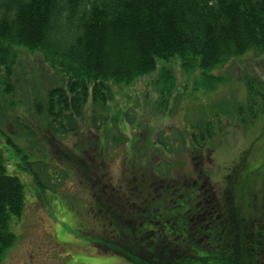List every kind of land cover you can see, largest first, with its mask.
<instances>
[{"label":"trees","instance_id":"1","mask_svg":"<svg viewBox=\"0 0 264 264\" xmlns=\"http://www.w3.org/2000/svg\"><path fill=\"white\" fill-rule=\"evenodd\" d=\"M20 49L40 52L63 76V84L52 88L45 100H38L36 108L51 117L53 129L57 124L59 132L65 134L77 130V119L89 103L94 109L108 107L113 84H132L155 71L160 60L179 57L187 71H201L205 89L214 90L223 78L213 70L248 52L264 54V0H0V71H4L8 88L12 87L10 77ZM247 85L249 100L239 110L241 114L247 109L255 118L258 111H264V90L254 80L248 79ZM211 123L197 124L188 135L190 141L183 140L196 162L201 150L207 147L213 151L210 142L216 128ZM119 127L118 123L115 128ZM109 130L105 126L104 136L98 134L100 156L105 152L103 140ZM113 139L120 143L127 140L124 135ZM8 142L20 150L10 137ZM253 145L225 176L223 193L235 194L241 200L246 194H264V158L260 154L253 157ZM4 152L0 146V263L16 239L11 218L22 214L26 199L25 184L8 172ZM137 152L142 161V153ZM103 163L85 169L94 200L85 205L92 215L87 221L93 222L88 224L92 229L81 234L82 240L96 242L99 249L103 247L132 264L215 263L211 248L202 249L203 244L195 243L193 236L184 239L174 234L166 239L158 230L148 236L140 227L179 223V214L182 222L192 223L189 212L193 210L187 209L196 205L186 201L189 193L201 192L199 181L194 184L196 176L181 175L174 183L167 177L163 183L159 179L168 176L172 163L165 161L153 172L142 165L133 170V180L125 189L115 185ZM160 184L164 192L154 191ZM207 188V193L215 191L211 184L202 191ZM179 194H184L183 204H179ZM164 197L169 198L168 204L161 203ZM150 214L156 216L152 219ZM257 252L251 254L250 264H262ZM223 257L218 264H226ZM242 260L249 264L243 256L234 264H243Z\"/></svg>","mask_w":264,"mask_h":264},{"label":"rangeland","instance_id":"2","mask_svg":"<svg viewBox=\"0 0 264 264\" xmlns=\"http://www.w3.org/2000/svg\"><path fill=\"white\" fill-rule=\"evenodd\" d=\"M213 73L223 81L207 90L201 85L199 69L187 71L179 57L160 60L155 71L132 84H113L108 107L94 109L89 103L77 119V130L64 134L57 124L53 129L51 117L36 108L38 100H45L52 88L63 84V76L40 52L20 49L11 88L5 86L4 71H0V146L8 172L25 184L26 199L22 214L11 218L16 239L0 264H132L99 249L96 242L82 240L81 234H87L93 222L87 221L92 215L85 207L94 200L85 174L92 164L103 161L115 185L125 189L134 169L145 165L153 172L165 161L173 166L163 179L174 183L181 175L198 178L201 172L200 184L208 187L220 186L254 143L253 157L260 154L263 159L264 111L254 118L247 109L240 114L239 108L249 100L248 79L264 90V54L248 52ZM209 121L216 128L210 142L213 151L201 150L196 162L183 140L186 137L188 143L193 128ZM118 123L120 127L115 128ZM105 126L110 130L100 156L97 140L98 134L104 136ZM122 135L127 138L124 143L114 141V136ZM9 137L20 150L8 142ZM161 185L153 190L164 192Z\"/></svg>","mask_w":264,"mask_h":264},{"label":"flooded vegetation","instance_id":"3","mask_svg":"<svg viewBox=\"0 0 264 264\" xmlns=\"http://www.w3.org/2000/svg\"><path fill=\"white\" fill-rule=\"evenodd\" d=\"M201 176L202 174L198 175L194 184H197ZM160 181L165 183L167 179L162 178ZM222 184L220 186L211 184V190H215L212 194L207 193L208 188L203 192L205 184H200L198 187L201 192L189 193V201L183 200L184 194L178 195L182 199L179 204H183L184 201L192 205L195 203V209H187L193 210L192 213L189 212L192 223L182 222V215L179 214V223L141 224L140 227L143 229L141 230L148 236L155 235V231L158 230L157 234L163 235L166 239L174 234L184 239L193 236L196 238L195 243L203 244L200 245L202 249L207 246L211 248V255L215 258L214 264H218L223 256L227 259L226 264H234L241 256L246 257L250 264L251 254L256 253V249L259 250L257 252L260 256L259 261L264 264V194H246L241 200L235 194L223 193ZM164 201L168 204L169 198ZM187 210L183 209L182 212ZM149 216L153 219L156 215ZM143 238L144 235L141 236V240H144Z\"/></svg>","mask_w":264,"mask_h":264}]
</instances>
